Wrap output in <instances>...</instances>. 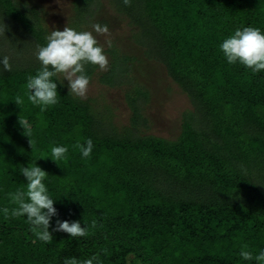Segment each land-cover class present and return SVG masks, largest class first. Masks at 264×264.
Wrapping results in <instances>:
<instances>
[{
	"label": "trees",
	"instance_id": "trees-1",
	"mask_svg": "<svg viewBox=\"0 0 264 264\" xmlns=\"http://www.w3.org/2000/svg\"><path fill=\"white\" fill-rule=\"evenodd\" d=\"M139 2L142 21L133 29L148 33L153 45L148 52L136 44L140 55L124 54L118 46L121 72L160 71L162 65L193 98L194 108L184 112V120L197 113L205 125L195 126L191 116L177 139L132 138L108 127L110 116L91 111L88 99L73 95L64 83L58 84L57 104L44 112L26 96L17 106L14 99L24 96L26 75L39 67L9 58L11 71L0 66V207H16L7 193L25 187L21 167L30 165L37 153L47 155L54 144H65L66 160L35 161L48 174L45 183L56 199L52 223L80 221L83 227L95 219L97 225L85 237L53 232L45 244L36 239L25 217L0 214V264H63L67 257L83 260L93 254L101 264H255L242 260L239 251L247 245L255 254L264 247V71L253 74L242 65H229L219 43L236 28L264 30V0ZM25 9L44 23L41 5L0 0V16L23 17L19 22L27 30L22 32L45 36L30 23L32 14ZM80 13L84 18L86 13ZM15 35L9 33V44L16 43ZM3 55L6 50L0 49ZM20 119L31 122L30 135L23 132ZM88 138L93 152L81 158L76 145ZM210 143L227 154L213 162L215 172L203 169L205 156L195 158ZM222 163L228 167L222 169ZM234 166L253 177L230 176L226 170ZM202 170L208 174L201 175ZM180 192H203L209 204L174 199ZM232 194L236 198L229 199Z\"/></svg>",
	"mask_w": 264,
	"mask_h": 264
},
{
	"label": "rangeland",
	"instance_id": "rangeland-1",
	"mask_svg": "<svg viewBox=\"0 0 264 264\" xmlns=\"http://www.w3.org/2000/svg\"><path fill=\"white\" fill-rule=\"evenodd\" d=\"M27 1L29 4L41 5V16L44 23L34 16L35 13L29 10L26 11V9L24 12L32 14L27 18H29L30 23H34V25H37L46 32L45 36H42V34L31 36L28 33L22 32L21 30L23 29L27 30V27L21 25L19 22L23 17L15 19L11 18L10 14H1L0 16V26L5 25L4 34L0 32V49L6 50L9 58L19 60L25 64L31 63L36 67H40L39 61L35 58L36 46L46 43L45 38L51 30H63L65 26H70L77 30L91 31L93 23L108 25L109 34L93 33L104 48V52L108 58V66L106 69L101 70L97 66L86 65V71L90 76V83L86 95L79 97L88 99V107L91 111L95 113L99 111L100 115L106 114L110 116L108 117L110 120V123L107 125L108 127H115V130L121 132V134L127 132L132 138L136 136L143 138L150 135L174 140L179 137L184 121L191 120V116L196 121V123L194 122L195 126L199 125V127H203L205 125L204 118H201L197 113L191 116L187 114L184 120V112L194 108L193 98L187 94L177 81L173 80L171 76H167V72L162 65V68H159L160 71H150L149 69L144 72L135 71L132 74L128 68L123 70L125 72H121L123 60L121 56H118V46L124 54L132 52L140 55L139 50H135L136 44H139L143 50H147L148 52H150L149 46L153 45L148 33L143 35L142 29H133V27L136 28V24L142 21L138 16L142 8V3L139 1L143 2V0H137L134 3L130 0L129 5H125L123 0ZM17 3L19 4V1ZM24 3L27 4L26 2ZM119 3H123V5ZM80 11L86 13V19L85 16L82 18L78 15H83ZM13 24L14 27L11 26ZM20 26L22 27L20 28ZM13 31H16V43L9 44L10 36L8 37V35ZM36 31H39L38 28H36ZM138 39H142V44L138 42ZM108 40L111 41V47L106 42ZM154 59L151 58L145 63L151 64ZM120 77L121 80H119ZM59 78L62 79V77ZM63 83L67 88V81L65 80ZM137 84L140 86V89L134 87ZM132 122H136V124L133 125ZM214 140L220 142L215 136H211V141ZM211 146V143L208 145L203 144L199 150V155L195 157L197 159L200 155L205 156V159L200 164L206 171L213 169V162L215 160H224L227 157L224 149L221 148L220 150L218 148L214 150ZM196 162L199 163V161ZM224 167H228V165L223 164L221 166L222 169ZM204 170L200 173L203 176L208 174V172L204 173ZM213 171L215 172V168ZM226 171L227 174L236 178L253 177V174L246 177L244 170L237 166ZM177 190L180 189L172 190L166 188L165 192H176ZM165 192L162 191V193ZM180 194L181 192L179 194L176 193L173 198L175 199L178 196L177 199L181 197L185 200L201 201L209 204L208 200H205L208 199V195L203 194V192ZM165 195L169 196L168 194ZM233 198H236L235 194H232L229 199Z\"/></svg>",
	"mask_w": 264,
	"mask_h": 264
},
{
	"label": "clouds",
	"instance_id": "clouds-1",
	"mask_svg": "<svg viewBox=\"0 0 264 264\" xmlns=\"http://www.w3.org/2000/svg\"><path fill=\"white\" fill-rule=\"evenodd\" d=\"M130 0H123L127 5ZM5 31V25L0 26V32ZM96 34H109L107 24L93 23L91 31L77 30L74 27L65 26L63 30H51L46 36V43L37 45L35 58L40 67L34 74H28L25 78L24 96H16L15 104L23 105L24 97L32 105L38 106L41 112L58 102V84L63 86L67 81L68 91L78 97H84L90 83V76L86 71V65H94L104 70L108 66V58L103 46L98 42ZM111 47V41H106ZM219 50L226 63L239 64L248 68L253 74L264 71V30L254 26L236 28L231 34L224 37L219 43ZM0 66L3 71H11V64L7 55L0 56ZM62 77L57 80V77ZM19 124L23 132L31 134L32 125L28 119H20ZM81 158H90L94 144L91 138L78 143ZM34 151V147H31ZM69 148L65 144H54L47 155L37 153L36 158L26 167H21V173L26 185L22 189L7 193L14 208L0 207V214L5 218L25 217L30 230L36 239L47 244L52 241L53 232H64L70 237H85L90 229L97 225L95 219L89 224L81 226L80 221H68L57 219L54 207L56 199L53 198L48 185L45 183L47 173L35 164L37 159L50 158L64 161L68 158ZM51 228V231L49 230ZM239 256L244 261H255V264H264V247L253 254L247 250V245L239 251ZM63 264H101L98 254H93L86 259L67 257Z\"/></svg>",
	"mask_w": 264,
	"mask_h": 264
}]
</instances>
